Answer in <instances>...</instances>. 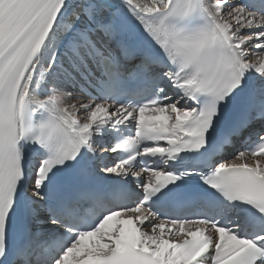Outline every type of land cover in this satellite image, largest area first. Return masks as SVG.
Listing matches in <instances>:
<instances>
[{
	"label": "snow or ice",
	"instance_id": "snow-or-ice-1",
	"mask_svg": "<svg viewBox=\"0 0 264 264\" xmlns=\"http://www.w3.org/2000/svg\"><path fill=\"white\" fill-rule=\"evenodd\" d=\"M0 264H264V0H0Z\"/></svg>",
	"mask_w": 264,
	"mask_h": 264
},
{
	"label": "bare ground",
	"instance_id": "bare-ground-1",
	"mask_svg": "<svg viewBox=\"0 0 264 264\" xmlns=\"http://www.w3.org/2000/svg\"><path fill=\"white\" fill-rule=\"evenodd\" d=\"M33 95H34V98H43L42 95L38 92H34ZM65 102H68V101H65ZM247 162L252 163L251 159H249Z\"/></svg>",
	"mask_w": 264,
	"mask_h": 264
},
{
	"label": "rangeland",
	"instance_id": "rangeland-1",
	"mask_svg": "<svg viewBox=\"0 0 264 264\" xmlns=\"http://www.w3.org/2000/svg\"><path fill=\"white\" fill-rule=\"evenodd\" d=\"M79 117H80L81 121H83V119H84V113L81 112V113L79 114Z\"/></svg>",
	"mask_w": 264,
	"mask_h": 264
}]
</instances>
